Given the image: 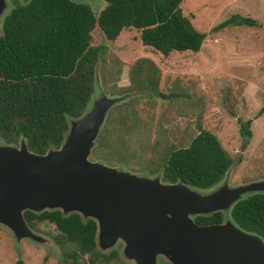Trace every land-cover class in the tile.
Here are the masks:
<instances>
[{"label": "rangeland", "instance_id": "1", "mask_svg": "<svg viewBox=\"0 0 264 264\" xmlns=\"http://www.w3.org/2000/svg\"><path fill=\"white\" fill-rule=\"evenodd\" d=\"M87 1L95 16L105 6L103 0ZM178 7L193 28L205 34L197 52L163 56L141 45L134 29L121 31L113 42L105 41L98 28L91 32L89 46L104 48L94 64L91 93L97 90L95 69L104 95L129 97L110 108L88 161L154 176L161 174L168 150L187 147L198 130L204 129L215 135L232 160L229 185L264 179V110L260 112L264 107V0H182ZM232 15L250 18L254 26L215 28ZM140 60H147L144 72L157 80V91L166 98L133 87L132 68ZM247 120L251 136L244 139L238 128ZM123 123L131 127L129 132ZM111 136L123 141L113 143ZM100 137L109 144L99 150ZM20 141L19 137L16 147ZM120 142L124 145L118 146ZM160 181L164 182L162 177ZM32 230L49 239L56 250L26 240L14 248L9 233L0 227V264L19 260L22 264H126L119 256L121 244L112 249L116 258L95 246L97 254L81 255L66 240L58 245L61 234L48 221Z\"/></svg>", "mask_w": 264, "mask_h": 264}, {"label": "trees", "instance_id": "2", "mask_svg": "<svg viewBox=\"0 0 264 264\" xmlns=\"http://www.w3.org/2000/svg\"><path fill=\"white\" fill-rule=\"evenodd\" d=\"M103 1L105 6L95 16L89 6L70 0H30L26 5L11 0L14 7L3 19L0 34V140L15 143L22 136L28 150L35 154L59 146L67 128L66 116L77 117L83 111L92 91L94 64L98 55L104 53L103 46H89L95 28L107 42L115 41L123 30L134 29L139 33L141 45L163 56L197 52L205 37L181 14L178 6L182 0ZM231 24L254 26V21L232 15L215 28ZM146 62L137 61L132 68L133 87H144L155 96L166 98L157 91V80L144 72ZM153 72L157 74L156 70ZM263 110L264 107L260 112ZM109 123L105 129L110 139ZM249 125V120L239 124L238 133L244 139L251 136ZM125 127L126 131L131 130ZM111 141L123 139L111 136ZM108 144L98 138L99 150ZM102 156L105 155H99L103 160L109 159ZM162 161L163 181H180L199 189L218 182L232 164L215 135L204 129L198 130L187 147L168 150ZM23 216L32 229L44 221L53 224L61 234V242L55 240L58 245L66 240L81 255L97 254L93 221L83 223L75 214L63 218L58 211L40 214L25 211ZM230 216L238 227L264 240V195L238 201ZM194 222L218 224L221 214L196 216ZM71 255L76 259L74 253ZM112 257L116 258L115 251L109 253V258ZM15 264L22 263L19 260Z\"/></svg>", "mask_w": 264, "mask_h": 264}, {"label": "water", "instance_id": "3", "mask_svg": "<svg viewBox=\"0 0 264 264\" xmlns=\"http://www.w3.org/2000/svg\"><path fill=\"white\" fill-rule=\"evenodd\" d=\"M70 1L93 7L87 0ZM11 4L0 0V34ZM97 82L94 69L97 90L79 116H66L58 148L35 154L22 136L19 147L0 140V227L14 248L26 240L55 249L28 226L23 212L58 211L63 218L75 214L83 223L93 221L95 249L108 253L121 244L119 256L126 264H264V240L230 216L238 201L264 195V179L229 185L230 165L218 182L199 189L161 182L160 173L138 175L88 161L110 108L129 97L106 96ZM214 213L221 214L218 224L194 222Z\"/></svg>", "mask_w": 264, "mask_h": 264}]
</instances>
